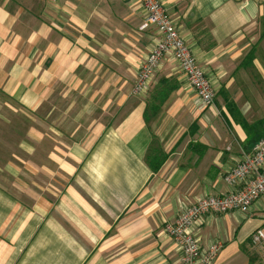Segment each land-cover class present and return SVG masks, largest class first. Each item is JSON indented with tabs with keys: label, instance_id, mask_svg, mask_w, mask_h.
Returning <instances> with one entry per match:
<instances>
[{
	"label": "crops",
	"instance_id": "1",
	"mask_svg": "<svg viewBox=\"0 0 264 264\" xmlns=\"http://www.w3.org/2000/svg\"><path fill=\"white\" fill-rule=\"evenodd\" d=\"M160 1L220 104L201 107L171 58L132 93L158 38L137 0H0V122H31L0 142V264H182L165 224L228 191L222 174L264 135V0ZM263 221L264 195L204 215L195 235L223 241L214 264H264Z\"/></svg>",
	"mask_w": 264,
	"mask_h": 264
},
{
	"label": "built area",
	"instance_id": "2",
	"mask_svg": "<svg viewBox=\"0 0 264 264\" xmlns=\"http://www.w3.org/2000/svg\"><path fill=\"white\" fill-rule=\"evenodd\" d=\"M137 1L143 10L140 28L153 26L158 38L139 64L132 93L149 91L163 60L171 58L194 90L200 106H212L216 90L192 54L179 26L168 16L160 0ZM222 180L230 187L228 191L198 196L183 207L173 222L164 226V231L177 244L182 264H214L223 246L221 239L201 243L195 235V227L203 221L204 215L229 211L247 213L251 204L264 195V136L249 151H242L235 165L222 174ZM251 241L253 244L264 241V221L251 234Z\"/></svg>",
	"mask_w": 264,
	"mask_h": 264
},
{
	"label": "trees",
	"instance_id": "3",
	"mask_svg": "<svg viewBox=\"0 0 264 264\" xmlns=\"http://www.w3.org/2000/svg\"><path fill=\"white\" fill-rule=\"evenodd\" d=\"M260 22H261L262 27H263V31L261 33V36H263V34H264V13H263L262 17L260 18ZM254 51H255V47H253V48H251L249 50V52L247 53L248 59H250V60L252 59V57L254 56ZM170 82L171 81H169V80L161 78V79L158 80V84L156 85V88L153 89L152 91H154L156 94H159L160 97H161V100H163L166 97V95H168L174 88V86ZM225 103H226L225 106H227L228 108H231L230 102L225 101ZM154 108H155L154 105L153 106H151V105L148 106L146 112L144 113V118L146 119V121H148V114H147L148 111L149 110L150 111L154 110ZM152 112H154V111H152ZM260 137H262V136H259V138ZM148 154H149V148H148ZM158 155H160V159L159 160L156 159V157ZM164 158H165V153L163 151H161V150H157V152L155 153V155H154V157L152 159L149 158V155H146L145 161H146L147 165L150 167V169L153 172H155L160 167V165L163 162Z\"/></svg>",
	"mask_w": 264,
	"mask_h": 264
},
{
	"label": "rangeland",
	"instance_id": "4",
	"mask_svg": "<svg viewBox=\"0 0 264 264\" xmlns=\"http://www.w3.org/2000/svg\"><path fill=\"white\" fill-rule=\"evenodd\" d=\"M257 27L258 26H256V27L254 26L253 29L250 31L251 33L248 34V35H246L245 42H247L248 44L254 43L256 41V39L258 38V36H259V34H258L259 33V29L258 28L259 27L258 28ZM258 49H259L258 50V53L260 52V54L262 56H264V53H262V50L264 49V41L263 42H260V44L258 46ZM214 101L215 102L218 101L219 104H220V100H218L216 97H215V100ZM30 124H31V122L28 121V120H26L23 117H18V119H15V121L12 122V126L10 125L9 127L8 126L6 127V125H2L1 122H0V135H1L0 136V142L9 141V140L5 139L6 137H8V139L11 140L12 137H10L9 134H11L13 136V138L16 139L21 134L20 133L21 132L20 130L23 129L24 127H26L27 125H30ZM10 127L12 128V130L10 129ZM7 133H8V135L6 136Z\"/></svg>",
	"mask_w": 264,
	"mask_h": 264
}]
</instances>
